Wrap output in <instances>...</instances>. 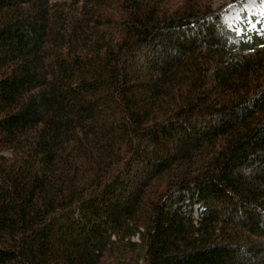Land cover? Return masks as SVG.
Instances as JSON below:
<instances>
[{"label": "trees", "instance_id": "1", "mask_svg": "<svg viewBox=\"0 0 264 264\" xmlns=\"http://www.w3.org/2000/svg\"><path fill=\"white\" fill-rule=\"evenodd\" d=\"M212 0H0V264H264V36Z\"/></svg>", "mask_w": 264, "mask_h": 264}, {"label": "rangeland", "instance_id": "2", "mask_svg": "<svg viewBox=\"0 0 264 264\" xmlns=\"http://www.w3.org/2000/svg\"><path fill=\"white\" fill-rule=\"evenodd\" d=\"M215 9L225 8L223 23L238 36H264V0H212Z\"/></svg>", "mask_w": 264, "mask_h": 264}]
</instances>
